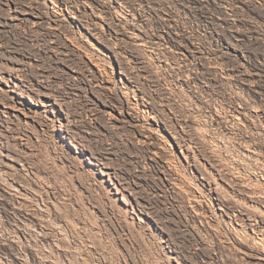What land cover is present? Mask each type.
<instances>
[{
  "label": "rangeland",
  "instance_id": "rangeland-1",
  "mask_svg": "<svg viewBox=\"0 0 264 264\" xmlns=\"http://www.w3.org/2000/svg\"><path fill=\"white\" fill-rule=\"evenodd\" d=\"M0 264H264V0H0Z\"/></svg>",
  "mask_w": 264,
  "mask_h": 264
},
{
  "label": "bare ground",
  "instance_id": "bare-ground-1",
  "mask_svg": "<svg viewBox=\"0 0 264 264\" xmlns=\"http://www.w3.org/2000/svg\"><path fill=\"white\" fill-rule=\"evenodd\" d=\"M106 71V70H105ZM125 75V74H124ZM123 79V78H122ZM2 89V88H1ZM18 96L19 97H23L24 95L23 94H21V93H18ZM19 97H17V102H18V99H19ZM35 104V103H34ZM40 105H44L45 106V102L43 103V102H40ZM4 108H5V110H13V112L15 113V114H22L23 116H24V119L25 120H28V116H29V114L27 113V109H32V108H27V109H25L24 107H19L17 104H13V105H9V104H4ZM132 108V107H131ZM34 109H36L37 111L39 110L38 108H34ZM31 111V110H30ZM134 111V110H133ZM137 112V111H136ZM135 112V113H136ZM138 112H140V111H138ZM129 113V112H128ZM35 114H37V112H35ZM140 114V113H139ZM19 116V115H18ZM22 116V117H23ZM139 116V115H138ZM136 117V116H135ZM69 121V120H68ZM64 125L61 123V127H59L60 129H62V127H63ZM71 136V135H70ZM65 136H63V138H64ZM105 175H108V172H106L105 173ZM208 181V180H207ZM259 185V184H258ZM115 186V185H114ZM255 187V186H254ZM116 189H117V192L116 193H120V190H119V188H117V187H115ZM111 191V190H110ZM230 197V196H229ZM46 220V219H45ZM55 226V225H54ZM243 226V225H242ZM53 227V226H52ZM255 233V232H254ZM262 240V239H261Z\"/></svg>",
  "mask_w": 264,
  "mask_h": 264
}]
</instances>
